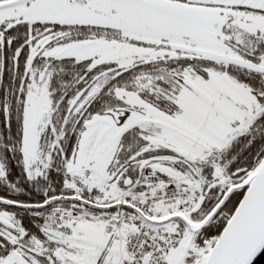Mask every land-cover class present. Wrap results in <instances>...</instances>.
<instances>
[{
  "label": "snow or ice",
  "instance_id": "obj_1",
  "mask_svg": "<svg viewBox=\"0 0 264 264\" xmlns=\"http://www.w3.org/2000/svg\"><path fill=\"white\" fill-rule=\"evenodd\" d=\"M0 264H264V0H0Z\"/></svg>",
  "mask_w": 264,
  "mask_h": 264
}]
</instances>
